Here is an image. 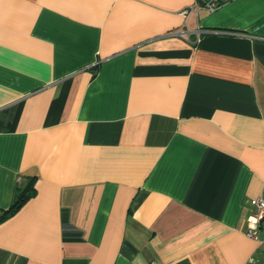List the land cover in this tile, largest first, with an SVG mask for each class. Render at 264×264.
Listing matches in <instances>:
<instances>
[{"label": "crops", "instance_id": "0c3cea01", "mask_svg": "<svg viewBox=\"0 0 264 264\" xmlns=\"http://www.w3.org/2000/svg\"><path fill=\"white\" fill-rule=\"evenodd\" d=\"M207 1L0 0V264H264V0Z\"/></svg>", "mask_w": 264, "mask_h": 264}, {"label": "trees", "instance_id": "16d2710c", "mask_svg": "<svg viewBox=\"0 0 264 264\" xmlns=\"http://www.w3.org/2000/svg\"><path fill=\"white\" fill-rule=\"evenodd\" d=\"M35 184L36 176H29L24 182L18 184L11 205L7 209L0 210V223L14 216L26 202L36 196ZM79 236V232H74L70 227L64 226L62 232L64 241H80L81 238Z\"/></svg>", "mask_w": 264, "mask_h": 264}, {"label": "built area", "instance_id": "2783aa9c", "mask_svg": "<svg viewBox=\"0 0 264 264\" xmlns=\"http://www.w3.org/2000/svg\"><path fill=\"white\" fill-rule=\"evenodd\" d=\"M228 1L230 0H208L205 2V8L208 12H213ZM191 12L192 8H184L181 14L187 19ZM196 32L198 36L200 29L197 28ZM250 204L253 209L248 218L246 235L264 242V239L260 238V233L264 232V194L251 199Z\"/></svg>", "mask_w": 264, "mask_h": 264}]
</instances>
